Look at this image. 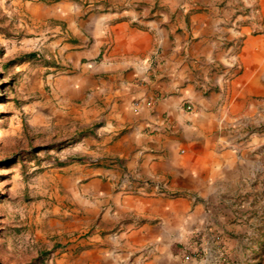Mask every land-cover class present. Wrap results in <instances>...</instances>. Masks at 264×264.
<instances>
[{"label":"crops","instance_id":"1","mask_svg":"<svg viewBox=\"0 0 264 264\" xmlns=\"http://www.w3.org/2000/svg\"><path fill=\"white\" fill-rule=\"evenodd\" d=\"M62 8L70 22L53 56L67 73L54 78L50 119L90 125L97 141L92 151L91 133L82 138L80 150L94 158L70 179L79 204L70 229L85 234L55 263L185 264L175 248L211 220L209 204L230 213L227 199L247 173L240 149L249 142L239 135L264 125V0Z\"/></svg>","mask_w":264,"mask_h":264},{"label":"rangeland","instance_id":"2","mask_svg":"<svg viewBox=\"0 0 264 264\" xmlns=\"http://www.w3.org/2000/svg\"><path fill=\"white\" fill-rule=\"evenodd\" d=\"M69 1L0 0V264L60 263L85 234L83 228L70 229L68 219L79 208L70 179L94 158L80 150L82 138L91 133L94 143L87 150L94 151L97 135L88 130L90 125H58L50 119L57 107L54 78L67 73L54 56L70 22L62 8ZM218 7L225 8L222 3ZM162 62L151 58L153 75ZM181 109L190 112L192 107L184 102ZM74 138L76 142L63 143ZM238 138L249 142L240 153L251 163L227 199L230 213L221 214V208L209 204L211 220L175 248L181 263L264 264V125L242 131Z\"/></svg>","mask_w":264,"mask_h":264},{"label":"trees","instance_id":"3","mask_svg":"<svg viewBox=\"0 0 264 264\" xmlns=\"http://www.w3.org/2000/svg\"><path fill=\"white\" fill-rule=\"evenodd\" d=\"M29 55H32V54H29ZM77 141V139L76 138H74V139H68V140H65L63 143L64 144H70V143H72V142H76ZM54 145H49L48 146V148H52Z\"/></svg>","mask_w":264,"mask_h":264},{"label":"built area","instance_id":"4","mask_svg":"<svg viewBox=\"0 0 264 264\" xmlns=\"http://www.w3.org/2000/svg\"><path fill=\"white\" fill-rule=\"evenodd\" d=\"M262 51H263V53H264V44H263V49H262ZM189 108V106H186V109H188Z\"/></svg>","mask_w":264,"mask_h":264}]
</instances>
